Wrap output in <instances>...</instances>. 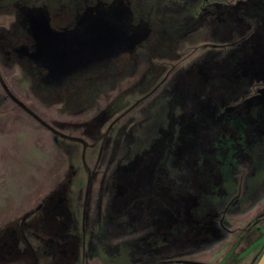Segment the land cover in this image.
I'll list each match as a JSON object with an SVG mask.
<instances>
[{"label":"rangeland","instance_id":"obj_1","mask_svg":"<svg viewBox=\"0 0 264 264\" xmlns=\"http://www.w3.org/2000/svg\"><path fill=\"white\" fill-rule=\"evenodd\" d=\"M209 1L213 0H203L199 9L194 0H0V76L8 90L0 82V264L256 263L264 241L245 253L264 230L261 136L251 151L253 157L249 153L245 157L239 148L229 155L216 154L224 161L217 167L219 178L200 195L201 212L213 217L214 224L195 240L147 245L126 223L135 207L120 218L121 225L103 208L95 214L90 209L83 220L77 211L85 247L71 263L69 218L64 219L68 223L60 234L45 229L40 236L28 230L34 211L53 214L65 209L72 176L73 189L78 191L73 195L84 190L86 171L78 148L66 155L52 130L93 140L101 134L97 122L119 113L120 103L122 110L126 108L121 120L131 114L136 119L153 97L171 93L177 102L191 95L209 99L210 90L230 83L224 99L234 100L249 87L235 99L243 100L236 113L252 136L264 135L260 0H217V11L208 9ZM232 15L237 20L228 32L211 24L217 17L231 20ZM147 79L149 86L142 85ZM203 103L205 116L215 114L218 124L232 110L224 104L214 113L211 102ZM195 124L191 118L181 126L191 131ZM113 142L109 137L100 155L97 148L85 152L92 207L105 200V189L98 183L104 174L99 162L107 160ZM178 151L176 144L172 154L176 162ZM192 176L190 169L175 172L183 190L191 185ZM167 178L168 169L160 174L155 198L136 206L160 207ZM164 214L156 219V229L174 221L170 214L189 216L182 207Z\"/></svg>","mask_w":264,"mask_h":264},{"label":"flooded vegetation","instance_id":"obj_2","mask_svg":"<svg viewBox=\"0 0 264 264\" xmlns=\"http://www.w3.org/2000/svg\"><path fill=\"white\" fill-rule=\"evenodd\" d=\"M202 1L194 0V6L198 7ZM216 1H209L208 9L217 11L218 6H214ZM259 3V7L264 10V0H260ZM202 5L199 6V9L203 8ZM230 18L231 20L217 17L212 20L211 24L216 29L219 28L228 32L235 26L234 21L237 20L234 15ZM262 23L264 27V18ZM0 80L3 89L7 92L1 76ZM149 81L150 79H147L142 85L145 83V86H149ZM229 85L231 84H221L216 87L214 85L215 88L210 90L211 93L208 94L209 99H193L191 95L182 102H177L176 94L171 95V93L166 98L153 97L146 104L145 113L136 119L131 114L126 119L121 120L126 108L122 110L124 106L120 103L117 107L121 109L119 113L109 114L103 121L97 122L96 128H99L101 134L99 137L94 136L93 140L52 130L58 148L62 151L66 148V155L74 153L78 148L82 156L81 167L86 171L84 190L80 196L73 195L78 191L75 192L73 189L72 176L65 209L63 208V210L53 214L45 211H34L35 216L29 222L28 230L40 236H43L45 229L51 231L52 234H60L68 223L64 219L68 220L69 218L71 222L69 234L72 232V238L67 241V249L70 250L68 258L72 263L81 257L85 247L84 235L79 230L81 220L76 215L77 211L82 214L83 220L90 209L94 214L96 212L101 213L102 210L107 214V210H109L118 218L116 222L121 225L122 219L120 218L127 214L132 207H135L136 210L132 216L126 217L129 219L126 223L131 233L138 235L141 240L148 241L147 245L154 242L157 244L159 242H188L197 237L203 230L212 229L213 217L205 216L201 212L203 210L200 195L206 194L210 184L215 182L214 179L219 178L217 167L224 161L216 154L229 155L231 149L239 148L242 155L249 153L253 157L254 153L251 151L254 148L256 138L258 136L264 138V135L261 134L252 136L253 134L242 120L243 118L241 119L240 115L236 113L240 101L243 100L235 99L244 96L249 87L243 88V92L238 93L234 100H228L224 99V93ZM140 91L144 92L145 88ZM200 95L201 93L198 94V96ZM205 101L212 103L215 108L214 113L224 104L228 108L232 107V110H227V114L229 112L230 114L218 124L219 118L215 114L211 113V115L205 116V107L202 106ZM230 101H232V105L229 104ZM200 105L203 109L201 108L199 111ZM182 110L184 115H181ZM186 110H190V112L185 114ZM191 118L195 119L196 122L194 130L183 131L186 126H181L182 121L185 122V119ZM112 136L114 142L111 152L107 160L102 161V163L99 162V170L103 171L104 174L101 175L98 183H101L105 189V200L103 203L101 201L95 203L92 207V184L88 183L91 171L85 159V152L97 148L96 152L100 155L104 150L106 140ZM176 144L179 148L178 162L175 161L176 158L172 157L173 153L176 154L174 152ZM244 156L246 157V155ZM66 161L68 168L71 167L67 157ZM166 169H168V178L164 182L168 186L167 190L164 191L165 195L160 207L146 206L141 209L137 207L136 204L155 198V193L158 191L156 188L159 187L161 181L160 174ZM184 169H190L193 176L189 188L183 190L177 183L175 172H182ZM216 170L217 174H215ZM76 203L77 209L74 207ZM181 207L187 209L189 216L177 218V216L170 214L174 221L168 225L165 223L156 229L155 224L158 222L156 219L164 217V212L175 211L176 208L178 210ZM101 208L103 209L101 210ZM32 215L34 214L30 216ZM137 232L140 233L137 234ZM158 234H163L162 238H157ZM262 241H264V230L262 235H258L250 242L251 245L245 254L260 245Z\"/></svg>","mask_w":264,"mask_h":264},{"label":"water","instance_id":"obj_3","mask_svg":"<svg viewBox=\"0 0 264 264\" xmlns=\"http://www.w3.org/2000/svg\"><path fill=\"white\" fill-rule=\"evenodd\" d=\"M255 264H264V249Z\"/></svg>","mask_w":264,"mask_h":264}]
</instances>
